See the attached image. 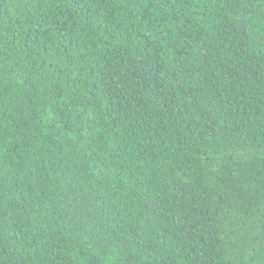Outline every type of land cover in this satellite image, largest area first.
I'll list each match as a JSON object with an SVG mask.
<instances>
[{
  "label": "trees",
  "instance_id": "trees-1",
  "mask_svg": "<svg viewBox=\"0 0 264 264\" xmlns=\"http://www.w3.org/2000/svg\"><path fill=\"white\" fill-rule=\"evenodd\" d=\"M0 264H264V0H0Z\"/></svg>",
  "mask_w": 264,
  "mask_h": 264
}]
</instances>
